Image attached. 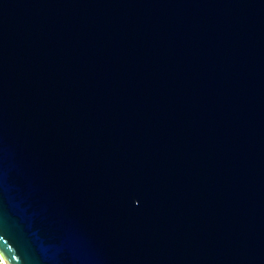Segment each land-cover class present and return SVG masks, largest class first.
<instances>
[{
	"label": "water",
	"instance_id": "1",
	"mask_svg": "<svg viewBox=\"0 0 264 264\" xmlns=\"http://www.w3.org/2000/svg\"><path fill=\"white\" fill-rule=\"evenodd\" d=\"M8 264H264V0H0Z\"/></svg>",
	"mask_w": 264,
	"mask_h": 264
},
{
	"label": "rangeland",
	"instance_id": "2",
	"mask_svg": "<svg viewBox=\"0 0 264 264\" xmlns=\"http://www.w3.org/2000/svg\"><path fill=\"white\" fill-rule=\"evenodd\" d=\"M0 264H8L4 258L0 256Z\"/></svg>",
	"mask_w": 264,
	"mask_h": 264
},
{
	"label": "bare ground",
	"instance_id": "3",
	"mask_svg": "<svg viewBox=\"0 0 264 264\" xmlns=\"http://www.w3.org/2000/svg\"><path fill=\"white\" fill-rule=\"evenodd\" d=\"M0 256H1V254H0ZM2 257V256H1ZM3 258V257H2Z\"/></svg>",
	"mask_w": 264,
	"mask_h": 264
}]
</instances>
